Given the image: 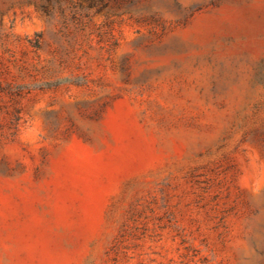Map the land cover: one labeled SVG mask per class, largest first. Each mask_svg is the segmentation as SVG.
Listing matches in <instances>:
<instances>
[{
    "label": "rangeland",
    "instance_id": "374dc122",
    "mask_svg": "<svg viewBox=\"0 0 264 264\" xmlns=\"http://www.w3.org/2000/svg\"><path fill=\"white\" fill-rule=\"evenodd\" d=\"M0 264H264V0H0Z\"/></svg>",
    "mask_w": 264,
    "mask_h": 264
}]
</instances>
